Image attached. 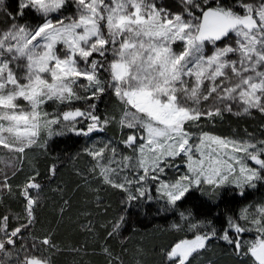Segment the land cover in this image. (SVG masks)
I'll return each instance as SVG.
<instances>
[{
    "label": "snow or ice",
    "instance_id": "obj_1",
    "mask_svg": "<svg viewBox=\"0 0 264 264\" xmlns=\"http://www.w3.org/2000/svg\"><path fill=\"white\" fill-rule=\"evenodd\" d=\"M253 112L264 0H0V264H193L213 241L264 264V128L219 130ZM56 137L84 140L63 154L86 161L71 188ZM133 209L171 216L182 238L148 249ZM66 226L86 240L61 239Z\"/></svg>",
    "mask_w": 264,
    "mask_h": 264
},
{
    "label": "trees",
    "instance_id": "obj_2",
    "mask_svg": "<svg viewBox=\"0 0 264 264\" xmlns=\"http://www.w3.org/2000/svg\"><path fill=\"white\" fill-rule=\"evenodd\" d=\"M103 108V105H101ZM262 128H264V116L258 112H253L251 115H241L239 117L234 115L225 116L223 125L219 126V130L223 131L225 134H231L233 130H236L239 135H245V132L252 133L256 136L257 139L262 138ZM112 133L109 132V135ZM54 143L51 145L52 155H61V160L58 163H62L63 167L60 168L57 179H62L69 183V187H74L73 181L75 178L71 175L73 164L75 163L79 167H84L86 161L79 160L73 162L63 158L64 153H75L79 147L84 143L83 139L68 140L65 138L56 137L54 138ZM49 163L41 159V170L43 171ZM101 195L105 198L106 202H111L110 212H114L119 205V198L115 196L110 191L102 192ZM260 193H250L248 200L258 199ZM92 199L93 197H88ZM83 193H78L73 197V213L76 211L77 207H82L83 204ZM245 201H237L232 207L239 209L242 203ZM223 209V205H221ZM147 214L139 212L138 209L132 210V215L130 218V225L134 222L136 228L138 229V235L136 239H143L145 246L148 249H151L153 246L157 248L166 245L174 238H182V234H177L174 231L170 230V222L172 220L171 216L165 217L163 214L156 215L154 209H146ZM139 212V214H137ZM215 212V209H213ZM44 215H47V209L45 210ZM223 217L217 219V226L219 227L223 223ZM127 234V233H126ZM61 239L66 242L71 241L72 243H83L86 240V236L79 233L73 227H65L61 230L60 233ZM246 239L248 237H245ZM89 251H91L92 242L89 240ZM117 249L119 247V242H115ZM229 249L224 242L213 241V244L210 246V249L207 252H204L201 256L196 257L193 260V264H233L232 257L229 256ZM78 259V258H77ZM86 261H90L91 264H103V258L100 256H88L84 258ZM73 257L70 255H60L57 257V264H72ZM150 264H155V261L150 260Z\"/></svg>",
    "mask_w": 264,
    "mask_h": 264
},
{
    "label": "rangeland",
    "instance_id": "obj_3",
    "mask_svg": "<svg viewBox=\"0 0 264 264\" xmlns=\"http://www.w3.org/2000/svg\"><path fill=\"white\" fill-rule=\"evenodd\" d=\"M262 191H264V190H262ZM260 195H261V193H260Z\"/></svg>",
    "mask_w": 264,
    "mask_h": 264
}]
</instances>
